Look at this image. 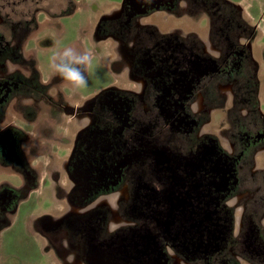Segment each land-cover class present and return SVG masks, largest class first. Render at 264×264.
<instances>
[{"label":"flooded vegetation","instance_id":"obj_1","mask_svg":"<svg viewBox=\"0 0 264 264\" xmlns=\"http://www.w3.org/2000/svg\"><path fill=\"white\" fill-rule=\"evenodd\" d=\"M25 1L6 3L23 33L0 15V171L22 178L21 193L47 178L60 183L56 219L38 226L56 255L66 254L64 239L73 264H238L235 256L264 264V94L250 48L257 27L224 0H123L93 30L115 49L107 56L118 80L57 106L62 140L36 125L54 88L32 66L21 71L36 14L50 18ZM58 78L62 93L67 82ZM36 129L50 150L60 139V164L32 157ZM14 193L0 186V220Z\"/></svg>","mask_w":264,"mask_h":264},{"label":"rangeland","instance_id":"obj_2","mask_svg":"<svg viewBox=\"0 0 264 264\" xmlns=\"http://www.w3.org/2000/svg\"><path fill=\"white\" fill-rule=\"evenodd\" d=\"M11 1L4 0L0 7V15L2 14L3 16L2 19L6 18L3 27H10L11 31L21 34L23 32L21 30L17 31L16 24H14L17 20V15L13 14L14 7L12 5H6L7 2L11 3ZM224 1H228L240 9H242L241 6H245V9L254 17V26L251 27L257 28L254 37L250 41L252 44L256 42L262 47L260 62L264 66V36L260 35V31L264 30V0ZM238 1L239 3L242 1L243 5L241 4L240 6L237 3ZM25 2L28 3L30 10L35 8L42 9L43 11H48L50 16L47 19L46 14L41 11L39 14H36L35 25H38L40 28H37L33 32L28 43H21L23 57L26 58L25 65L21 66L22 73H28L24 68L26 65L32 66L35 68L34 71L38 72L39 78L48 81L49 86L47 88L53 87L55 89H49L51 96L48 94L46 106L40 108L36 125L39 124L41 129H43L42 126H46L51 137L54 135L58 139L61 136L60 139H64L60 131L64 129L66 121L61 117L57 106L61 102L69 101L68 99L75 101L80 99L81 96L84 98L94 96L98 91L114 85L116 80H118L116 73H112L111 62L107 56V53L112 54V51L115 49L110 47L111 43L109 42L98 43L93 38V30L101 18L115 13L122 5L123 0H27ZM259 12L260 15L257 17ZM184 19L187 18H182V21ZM43 22L45 24H42ZM179 22L181 21L179 20ZM194 24V28L197 31L200 28L199 23L195 21ZM202 26L204 28L206 27L205 24H202ZM1 31L7 36V39L10 37L9 30L7 31L5 28H2ZM66 46H72L80 51H90L92 53V62L85 70L86 86L73 88L66 83L64 84L65 88L60 93L58 87L62 82L60 83L58 76L52 74L49 64L53 52ZM114 46H116V43L113 44ZM11 69L14 68L6 65L3 73L9 74L12 72ZM260 76H263L261 89L264 91V72H261ZM123 77L126 80L124 75ZM13 105L8 108V112L6 113L8 115L6 118L8 122L12 120L10 119L11 116H17L14 113L15 107ZM21 110L23 109L19 106L18 111ZM218 122L219 118L213 116L211 130H215ZM14 124L16 126H22L17 121ZM36 131L30 134V138L33 140L31 144L35 142L38 145L39 151L38 155L35 152L32 157L40 161L41 167L49 162L55 165L60 164L64 156V150L59 147L61 144L60 139L57 142L58 146L50 150L52 143L47 141L51 142V139H46V134H40L41 130L36 129ZM65 141L66 147V143L68 145L70 140L68 138ZM44 143L46 148L43 150L42 146H44ZM47 151L48 153L46 155ZM40 153L42 154L39 155ZM258 163H261V160ZM55 165H51L50 170L52 172L55 171V168H53ZM56 169L58 168L56 167ZM46 172L48 173V171ZM21 182L22 178L14 171H0V186L2 188H8L9 190H15L14 195L16 196L12 200V208L10 209L12 211L1 215L3 217L0 220V264H73V251L65 247L67 243L64 239H61V244H63L62 248L66 250V254L64 257H59L53 250L51 242L38 230V226L45 224V221L56 219L57 211L62 200L60 196L62 192L60 183L52 182L47 178L44 183L36 186L38 187V189L36 188L37 192L35 191L36 189H32L26 191L25 194L24 192L17 191L21 188ZM261 183L258 182L255 184L259 186ZM227 254L231 255L230 252ZM233 256L235 255L233 254ZM235 257L237 258L238 264H248L243 262L238 256ZM180 263L184 264L182 262Z\"/></svg>","mask_w":264,"mask_h":264},{"label":"clouds","instance_id":"obj_3","mask_svg":"<svg viewBox=\"0 0 264 264\" xmlns=\"http://www.w3.org/2000/svg\"><path fill=\"white\" fill-rule=\"evenodd\" d=\"M92 62V53L66 46L53 52L49 68L54 76H59L73 88L87 85L85 70Z\"/></svg>","mask_w":264,"mask_h":264},{"label":"crops","instance_id":"obj_4","mask_svg":"<svg viewBox=\"0 0 264 264\" xmlns=\"http://www.w3.org/2000/svg\"><path fill=\"white\" fill-rule=\"evenodd\" d=\"M228 4L234 6L236 9H238L240 12V17L242 18V20L244 22H246L249 26H254V17H252V14L247 11L245 9V6H241L242 4V1H239L237 3H239V5L242 7V9H240L238 6L234 5V4H231L230 2L227 1ZM243 5V4H242ZM264 5V3H263ZM259 10V9H258ZM260 15V12L257 14V17H259ZM260 35L264 36V30L260 31ZM256 43V42H255ZM252 44L251 43V52H252V56H253V59L255 60V62L257 63V67H258V80H259V83H260V86H259V97H263V94H264V91L261 89V85H262V78L263 76L261 77L260 76V73L261 72H264V66L261 65V62H260V58H261V55H262V47L259 45V44ZM38 230L41 232V230L38 228Z\"/></svg>","mask_w":264,"mask_h":264},{"label":"trees","instance_id":"obj_5","mask_svg":"<svg viewBox=\"0 0 264 264\" xmlns=\"http://www.w3.org/2000/svg\"><path fill=\"white\" fill-rule=\"evenodd\" d=\"M228 8H232V6L228 3L225 4ZM233 9V8H232Z\"/></svg>","mask_w":264,"mask_h":264}]
</instances>
